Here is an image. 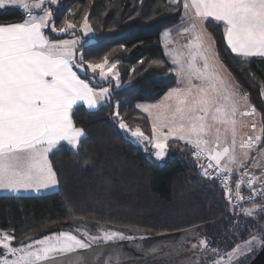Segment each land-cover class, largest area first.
I'll return each instance as SVG.
<instances>
[{
	"label": "snow or ice",
	"instance_id": "6c2138e0",
	"mask_svg": "<svg viewBox=\"0 0 264 264\" xmlns=\"http://www.w3.org/2000/svg\"><path fill=\"white\" fill-rule=\"evenodd\" d=\"M56 2L0 0V9L18 6L26 17L22 22L0 24V190L40 192L58 185L49 154L62 142L78 146L85 135L73 120L74 108L82 103L95 109L110 95L107 87L97 90L90 86L78 70H90L101 80L111 76L119 86V73L114 71L118 61H110L107 55L99 62L86 61L78 54L79 39L52 38L46 32L65 33L77 28L70 20L56 26L51 9L45 7ZM209 18L222 23L232 53L244 60L264 58V0H183L182 23L187 27L179 34H187L189 39L166 53L174 65L171 71L178 86L158 103L137 105L151 121V136L139 126L129 128L118 107L113 115L120 129L140 142H148L157 158L165 156L171 138L190 146L198 160L205 157L208 163L203 174L209 176V169L215 170L229 203L233 199L244 201L241 185L246 183L252 190L248 197L252 203L241 211L253 216L257 210L264 212V204L255 202L257 195L264 197V147H258L264 144V117L230 79L207 30ZM80 28L85 33L92 31L87 13ZM163 36L166 47L173 43L169 31ZM249 161L253 168L261 169L259 176L248 170ZM234 172L241 175L235 182V193L229 187ZM84 236L87 238L60 231L40 239L25 237L31 243L22 240L14 247L12 232L0 230V264H67L70 254H76L75 264H89L81 250L91 249L101 240L131 239L119 231ZM254 242L264 244V236L252 234L227 253V261L220 257L213 264H231ZM199 245L208 247L206 240H200ZM212 252L219 255L218 249Z\"/></svg>",
	"mask_w": 264,
	"mask_h": 264
},
{
	"label": "trees",
	"instance_id": "16d2710c",
	"mask_svg": "<svg viewBox=\"0 0 264 264\" xmlns=\"http://www.w3.org/2000/svg\"><path fill=\"white\" fill-rule=\"evenodd\" d=\"M45 7L51 9L57 27L65 20L77 25L65 33L46 30L52 38H80L78 54L86 61L99 62L106 55L118 61L114 70L119 73V86L112 77L94 83L88 71L78 70L90 86L109 87V98L93 110L83 105L74 108L73 120L85 135L78 146L61 143L49 154L59 181L55 191L0 195V230L11 231L18 242L73 228L76 221L153 236L187 231L194 239L206 240V249L211 253L218 249L219 255L255 231L264 236V212L247 216L241 209L251 205L232 208L225 193L203 174L190 146L169 141L166 158L158 162L123 134L113 115L118 107L129 128L139 126L149 135L148 117L135 105L157 101L176 85L160 35L179 21V7L166 0H57ZM86 13L92 29L87 35L80 28ZM25 18L18 7L0 9V24ZM206 27L227 71L264 117V58L244 60L227 47L219 24L209 20Z\"/></svg>",
	"mask_w": 264,
	"mask_h": 264
},
{
	"label": "rangeland",
	"instance_id": "374dc122",
	"mask_svg": "<svg viewBox=\"0 0 264 264\" xmlns=\"http://www.w3.org/2000/svg\"><path fill=\"white\" fill-rule=\"evenodd\" d=\"M170 5H173V6H177V3L179 4V9H180V17H179V21L177 22V23H175L174 25H172V26H170V27H167V28H165V29H163V31L161 32V35H160V42H161V46H162V48H163V52H164V55H165V59L167 60V62L171 65V67L173 68L174 67V65L172 64V62H171V57L169 56V55H167L166 53H167V51L169 50V49H172V48H178V47H180V46H182V45H184V44H186L187 43V41H188V39H189V36L186 34V35H180L179 33H180V31L183 29V28H185V27H187V23L186 22H184V23H182V16H183V0H166ZM17 7V6H16ZM19 8V7H18ZM21 9V8H20ZM22 11H24L23 9H21ZM209 20H211V18H209ZM213 21V20H212ZM215 22V21H214ZM217 23V22H216ZM219 25L221 26V29H222V33H223V25H222V23H219ZM83 31V30H82ZM165 31H169L170 32V35H171V39H172V41H173V43H170V44H168L167 45V47L165 46V38H164V36H163V34L165 33ZM84 32V31H83ZM84 34H89V32L88 33H85L84 32ZM224 37V36H223ZM74 38H76V39H79L80 40V38H77V37H74ZM70 39H73V38H70ZM224 41H225V43H226V40L224 39ZM226 45H227V43H226ZM228 47V46H227ZM229 48V47H228ZM230 49V48H229ZM253 58V57H252ZM249 59H251V58H249ZM115 71V70H114ZM174 72V71H173ZM88 73H89V77L91 78V81L92 82H94V83H98L99 81H101V79H100V77L98 76V74H93V73H91L90 72V70L88 71ZM229 73V72H228ZM174 74H175V72H174ZM111 76H109V78H110ZM230 79L234 82V84L235 85H237V83H236V81H235V79L233 78V76L230 74ZM178 86V84H177V77H176V85L174 86V87H177ZM105 87H107V86H105ZM100 88H103V87H99V88H96L97 90H99ZM107 88H109V87H107ZM173 88V87H172ZM110 89V88H109ZM170 90V89H169ZM168 90V91H169ZM238 90H239V92L241 93V94H244L242 91H241V89H240V87L238 86ZM167 91V92H168ZM109 98V97H108ZM163 98H161V99H159V100H157V101H154V102H150V103H138V104H136L135 105V108L139 111V112H141V113H143V114H145L146 116H147V113H144V112H142L141 110H140V108H138L137 107V105H145V104H155V103H158L160 100H162ZM107 100H105V101H102L101 102V104L100 105H102L103 103H105ZM149 120V119H148ZM149 123H150V133H149V135L148 136H151V121L149 120ZM122 132H123V134L129 139V140H131L134 144H136V145H138V146H140L144 151H148V152H150L151 153V155H152V157H153V159H155L156 161H158V162H162V161H164V159L166 158V154H167V151H166V154H165V156L163 157V158H157L156 156H155V149L148 143V142H140V141H138V140H136L134 137H132L131 136V134H130V132H127V131H125L124 129H122ZM147 135V134H146ZM178 141L177 139H175V138H171V139H169V141ZM168 141V142H169ZM178 142H182V141H178ZM183 143V142H182ZM260 147H264V146H260ZM252 155L253 156H255V155H257V152L254 150L253 151V153H252ZM248 165L249 166H251V161H249L248 162ZM252 167V166H251ZM253 168V167H252ZM253 169H255V168H253ZM253 172V171H252ZM261 172V169L259 168V172L258 173H260ZM254 173V172H253ZM255 174H257V173H255ZM56 189H54V190H52V188L51 189H47V190H41L40 192H20V193H23L22 195H31V194H27V193H32V194H39V195H41V194H46V193H50V192H53V191H55ZM0 193H4V192H0ZM19 193V192H18ZM0 195H4V194H0ZM14 196H18V195H14ZM251 207V206H250ZM249 207V208H250ZM260 211L259 210H257V212H256V214H258ZM62 231H67V232H71L73 235H76V236H78V237H80V238H84V239H86L87 237H85L84 236V233H88V231H86V230H84V229H82V230H79V229H77V231L74 229V231L73 230H71V229H64V230H62ZM55 233H58V232H55ZM52 234H54V233H48V234H44V235H38L37 237H35V238H33V239H40V238H42V237H44L45 235H52ZM89 235H90V233H88ZM103 235V234H102ZM102 235H98V236H102ZM250 238V237H249ZM249 238H247L246 240H248ZM246 240H244L243 242H241L240 243V245H243V243L246 241ZM199 239L197 240V238H195L193 241H191V242H189V244H187V245H185L186 246V257H187V260H188V262H186V264H213V261L214 260H217V259H219L220 257H223L224 258V260L225 261H227V253L226 254H224V255H216L215 253H211V251H208L206 248H203L202 249V247L199 245ZM20 242L21 241H16V240H13L12 241V246H19V244H20ZM24 242L25 243H31V240H25L24 239ZM108 242H110V241H108ZM108 242H105V241H103V240H101V241H98L97 243H93V245L94 244H103V243H108ZM193 245H197V247L196 248H193L192 246ZM262 246V244H259V243H253V245L251 246V248H250V250H244V251H242V253L241 254H238V255H236L234 258H233V260H232V262L234 261V260H239V259H246L247 260V258H250V257H253V255H254V253H256L259 249H260V247ZM0 251H2V249H0ZM232 251V250H231ZM231 251H229V252H231ZM228 252V253H229ZM232 264V263H231Z\"/></svg>",
	"mask_w": 264,
	"mask_h": 264
},
{
	"label": "water",
	"instance_id": "95a60500",
	"mask_svg": "<svg viewBox=\"0 0 264 264\" xmlns=\"http://www.w3.org/2000/svg\"><path fill=\"white\" fill-rule=\"evenodd\" d=\"M71 225L73 228L76 229L83 228V226H94L96 228H103L104 230L123 232L125 235H128L131 232L130 229L117 227L109 224L100 227L99 224L92 223L89 221H76L73 222ZM262 230L264 231V226ZM254 233H256V231L252 234ZM186 234V231H180L155 237H149L145 239L92 246L91 249L81 251L83 252V256L87 258L89 264H115L128 260L129 257H131V253H133L136 249H152L156 247V245L154 244L157 242H160L162 240L177 241L183 238ZM66 259L67 264H75L77 256L76 254H70V256ZM247 264H264V244H262L260 249L256 252V254L251 258V260Z\"/></svg>",
	"mask_w": 264,
	"mask_h": 264
},
{
	"label": "flooded vegetation",
	"instance_id": "af4514ba",
	"mask_svg": "<svg viewBox=\"0 0 264 264\" xmlns=\"http://www.w3.org/2000/svg\"><path fill=\"white\" fill-rule=\"evenodd\" d=\"M68 229H71L73 231L75 229L77 231L76 228H68ZM82 229L88 231V233H90V235L92 236L102 235L105 231H109V230H104L103 228H96L94 226H83V228H80L79 230H82ZM111 232H116V231H111ZM126 236H130L131 239L114 240V241H110L108 243H103V244L155 237L153 235H143L136 231H131L130 234ZM156 236H159V235H156ZM194 237L195 236L192 232H187V234L183 238L177 241L162 240L160 242L155 243L154 245H156V247L152 249H148V250L136 249L133 253H131V257H129L128 260L115 263V264H186L188 260H187V257L185 256L186 255L185 245L193 241ZM98 245H102V244H94L92 246H98ZM251 258L249 260L242 258L237 261L234 260L231 263L232 264H247L251 260Z\"/></svg>",
	"mask_w": 264,
	"mask_h": 264
},
{
	"label": "built area",
	"instance_id": "2783aa9c",
	"mask_svg": "<svg viewBox=\"0 0 264 264\" xmlns=\"http://www.w3.org/2000/svg\"><path fill=\"white\" fill-rule=\"evenodd\" d=\"M194 159L196 161V163H198L199 165H203V168L207 167V159L205 157H201L199 160L197 159L196 156H194ZM248 167V166H247ZM248 170L250 172H252V170L248 167ZM241 172L243 171V169L240 170ZM209 172L211 173V175L208 176V178L212 181H214L218 187L225 193L224 191V186L221 183V179L216 175L215 170L214 169H209ZM253 173V172H252ZM261 173V172H260ZM260 173H257L256 175L259 176ZM241 179V175L240 172H234L232 178L229 181V187L232 189L233 193H235V182ZM246 179V178H245ZM257 191H259V185H256ZM251 189L248 188L247 184H242L241 185V194L244 196V201H237L235 199H233V201L231 203L228 202V200L226 199L225 196V201L234 209H240L244 206L247 205H251V201H248V197L251 195ZM255 202H264V197H261L259 195H257L255 197ZM234 205H236V207H234Z\"/></svg>",
	"mask_w": 264,
	"mask_h": 264
},
{
	"label": "crops",
	"instance_id": "0c3cea01",
	"mask_svg": "<svg viewBox=\"0 0 264 264\" xmlns=\"http://www.w3.org/2000/svg\"><path fill=\"white\" fill-rule=\"evenodd\" d=\"M16 7V6H15ZM18 7V6H17ZM217 24H219V23H217ZM230 51H231V49H230ZM234 54V53H233ZM236 55V54H235ZM253 58H258V57H253ZM258 59H263V58H258ZM164 97V96H163ZM162 97V98H163ZM79 105H83L82 103L81 104H79ZM78 106V105H77ZM84 107H86L87 109H88V107L86 106V105H83ZM100 105H98L97 107H99ZM89 110H93V109H89ZM257 119H259L258 117H257ZM245 131H247V129L245 130ZM81 139V138H80ZM63 144H66V145H68L66 142H62ZM262 146H264V144H261ZM261 145H259L258 147H260ZM69 147H72V148H74L73 146H71V145H68ZM247 166H249V165H247ZM249 168H251V170L254 172V173H258L259 172V168H255V169H253L251 166H249ZM54 189H57V186L56 187H54V188H52V190H54ZM0 192H4V193H0V194H4V195H10V196H14V195H18V196H36V195H39V194H32V193H27V194H31V195H22L23 193H20V192H36V191H33V190H28V191H24V190H21L19 193H14V192H8V191H5V190H0ZM41 195H43V194H41Z\"/></svg>",
	"mask_w": 264,
	"mask_h": 264
}]
</instances>
